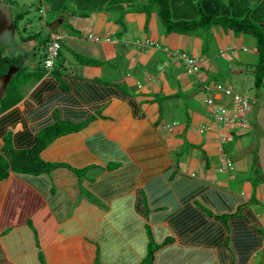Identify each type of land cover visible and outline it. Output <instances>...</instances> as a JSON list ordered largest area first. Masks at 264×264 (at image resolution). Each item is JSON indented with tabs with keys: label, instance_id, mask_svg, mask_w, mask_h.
<instances>
[{
	"label": "crops",
	"instance_id": "1",
	"mask_svg": "<svg viewBox=\"0 0 264 264\" xmlns=\"http://www.w3.org/2000/svg\"><path fill=\"white\" fill-rule=\"evenodd\" d=\"M156 17L146 25L142 13H127L121 20L117 12L101 11L85 17L80 28L60 29L77 53L107 59L115 41L125 48L133 44L140 53L129 50L132 59L124 65L98 66L79 75V84L101 85L94 100L85 93L80 105L69 103L74 86L64 90L52 74H44L31 78L21 87L20 101L0 112L1 151L6 133L12 131L16 139L28 131L34 137L53 121L55 109L101 111L82 131L42 151L45 160L61 165L40 174L10 171L0 181V264H141L151 243L157 246L153 264H264V151L257 154L255 145L242 140L254 130L264 139V100L253 104L245 131L200 132L204 125H215L210 97L232 106L231 97L213 90L223 81L211 72L237 58L244 61L251 47L214 26L213 42L225 38L224 52L238 48L225 57L222 47H209L206 55L200 37L167 35ZM60 18L64 15L53 13V20ZM82 30L104 38L83 37ZM146 39L155 46L136 47V41ZM176 52L202 58L198 74L186 75ZM29 54L32 70L39 65L40 50L29 48ZM253 55L249 62L255 49ZM120 71L123 76L115 77ZM99 74L108 76L99 80L110 82L106 86L115 83L112 93L94 81ZM123 82L125 90L116 86ZM240 86L234 88L245 90ZM154 94L164 98L162 109L157 101L146 103ZM221 134L228 136L223 153ZM224 158L233 162L229 171L220 169ZM253 170L256 179H251Z\"/></svg>",
	"mask_w": 264,
	"mask_h": 264
},
{
	"label": "trees",
	"instance_id": "2",
	"mask_svg": "<svg viewBox=\"0 0 264 264\" xmlns=\"http://www.w3.org/2000/svg\"><path fill=\"white\" fill-rule=\"evenodd\" d=\"M41 2L47 4L53 13L64 14L69 12V15L74 18H85L89 12L106 11L119 13V19L122 20L127 13H142L144 14L146 25H149L152 15L156 13L167 35L175 33L200 37L202 39V51L206 55L209 52L210 40L213 38L212 28L214 26L226 28L234 37H239L243 34L251 35L255 43V60L245 63L243 60L236 59L234 63L247 66V68H243L239 72V77L242 81L239 78L240 81L238 83L240 85L245 84L246 81L244 79L247 78L245 76L251 75L255 90H264V0H42ZM20 13L19 16L23 14L22 12ZM69 21L70 19L67 15H64L61 26L74 28ZM38 33L35 32L29 36H24V39L27 41L34 40ZM49 33L42 39L37 40L38 46L31 45L32 50L38 48L40 50V47L44 49L50 39ZM118 35L120 36L121 34L119 33ZM25 44L27 45V42ZM237 48L238 46L234 45L226 51L235 52ZM240 48L243 49L244 46ZM64 49L66 51L69 50L72 56L82 65L102 66V62L94 56L77 53L65 41H62V49L57 53L51 73L55 81L63 86L61 87L62 89H68L69 84L74 86L75 93L71 95L69 103L78 102L80 105L79 98L84 97L85 93H88L89 97L94 100L100 94L101 85L97 87L96 85L99 84L96 83L89 85L79 84L78 67L70 65V60L64 53ZM224 50H221L220 54ZM36 54L38 53H35V56ZM40 56L39 65L28 71V66L19 65L21 64V58H23L22 55H5L0 46V77L7 74L10 68L13 67L15 69L14 79L10 81L8 89L0 100V112L10 109L20 101L22 96L21 87L23 89L25 82L28 85L31 78L38 80L46 74L43 57ZM199 59L203 60L202 58ZM202 63L203 61L201 66ZM227 68L230 70L231 64ZM226 69L211 73V76L222 80L223 83H221L224 86L226 85L224 84L226 83L224 79L228 80V85H231L228 87L235 92H245V90L234 88L231 75L226 76ZM207 73L210 72L207 71ZM18 80H23L24 83L20 84ZM94 81L100 84L103 83V91L107 87L106 92L108 93H112L115 90V83L106 86L110 82H100L97 78H94ZM126 85L125 83L116 84L119 89L123 88V90L127 89ZM246 90L250 93L248 89ZM57 97L59 98V96ZM56 99L53 98V100ZM163 100L162 95L154 94L153 100L147 99L146 103L157 101L162 109ZM16 113V111H13L11 115L14 116ZM96 113L101 114V111L96 110L90 114L88 110L77 108L73 112H60L55 109L52 114L53 121L40 127L34 137H31L28 131L18 133L16 139L12 131L6 133L3 136L4 144L0 151V181L5 180L10 171L40 174L50 172L61 165L62 163L45 160L41 155L42 151L56 139L82 131L96 119ZM81 116H83V119L78 120ZM13 119L15 118H11V120ZM156 249L157 246L151 243L141 264H153ZM93 264L100 263L95 261Z\"/></svg>",
	"mask_w": 264,
	"mask_h": 264
},
{
	"label": "rangeland",
	"instance_id": "3",
	"mask_svg": "<svg viewBox=\"0 0 264 264\" xmlns=\"http://www.w3.org/2000/svg\"><path fill=\"white\" fill-rule=\"evenodd\" d=\"M41 5L42 4L40 0H12V1L0 0V46L5 55H9V56H16L19 54L22 55L23 58H21V64L19 65H26V66L28 65L27 60H28V57H30V54H29V48H31L30 46L31 45L38 46L37 40L42 39V37H45L50 31V26L53 24L51 23L50 26H47L46 24L47 22L52 20L53 12L51 10H46V9L44 10L43 7L41 8ZM44 6L46 7L47 4H44ZM20 12L23 13L21 16H19V14H21ZM91 14L92 13L89 12L88 16L89 15L91 16ZM63 15H67V17L70 19L69 22L72 25H74V27L76 26L80 28L82 27L81 25H83L84 22L86 21L84 20V18L72 17L71 15H69V12H66ZM155 15L157 16L156 18H159L156 13L152 15V18ZM151 21L152 20H150L149 24L151 23ZM160 23L162 25V22ZM152 24H155V23H152ZM61 28H64V27L61 26ZM61 30L63 31L64 29H61ZM65 30L70 31L69 29H65ZM35 32H39V33L36 35V38L34 40L27 41L24 39V36H29L30 34H34ZM82 34H83V37H88L89 35H93V34H90L89 32H86V30L85 31L82 30ZM230 34H231V38H234V41H237L238 39L242 40L244 45H246V47H249V48L251 47V50L249 52H245L243 56L244 61L249 63V55L254 57L253 51L255 49V43H254L253 37L248 34H243L239 36L237 39V37H234L232 33ZM182 36L186 37L187 35H182ZM98 37L100 38V40L104 38V36H99V35ZM115 38H119V36ZM120 40L125 41V40H129V38L128 36H123V38H120ZM214 40H215L214 42L210 40V45H209L210 47H214V49L218 50V47H222V46L226 47L227 45L225 38H223L222 41H220V43L216 39ZM26 42H27V45L25 44ZM86 42L90 46L94 44V42H91V41H86ZM113 44H114L112 45L113 53L111 54L109 52L107 55V59L101 58V56L96 54L95 52H93L94 53L93 55H87V56H94L98 58L102 62L101 64L102 68H106L109 65L113 66V65L119 64L120 66H122L127 60H131L132 57L131 58L127 57V55L129 54V50L131 51L133 50V52L137 54L140 53L139 52L140 50L138 51L139 52L138 53L133 44L127 45L128 47L126 48L124 44H122V42H119V41H115V43ZM224 47L222 48L225 49ZM78 51H81V50H78ZM64 53L69 58L70 65L77 66L79 68V71L82 72V73H79V75L83 74L84 72L93 73L94 70L98 67L97 65H80V62L72 56V53L69 50L66 51L64 49ZM230 53L235 54L234 51L233 52L225 51L222 54L223 56L226 57ZM189 54H192V53H189ZM199 54H201V52H199ZM163 55L164 54H161V56ZM243 68H247V66L245 64L240 65L237 63H233L231 64L230 70L229 68L226 69V76L231 75L230 77L233 80V85L238 89H241L240 83H238V80L240 78L239 72L241 71V69L243 70ZM145 69H148V68H145ZM28 71H31V69H28ZM123 72L128 73L124 70ZM14 74H15V69L12 67L10 68L7 74H4L0 77V100L4 96L5 94L4 92L8 89V86L11 83L10 81L14 79L13 78ZM185 74L187 75L186 72ZM121 75H122V71L118 72V74L115 77L117 76L120 77ZM245 77H247L246 78L247 82L244 84L245 86H243L242 89H248L250 91V94H253L255 92V88L253 87V78L251 75H247ZM94 78L103 80V79H108V76L106 77V76L99 74V76L94 77ZM136 79H139V78H135V81H137ZM147 79H148L147 76H143L142 78L143 81ZM18 81L20 84L24 83L23 80H18ZM226 82L228 83V80H226ZM26 84L27 83L25 82V85ZM137 89H138L137 87H133V90H137ZM200 99L204 100L205 95H201ZM251 110L252 108L250 109V111ZM226 129H229V128H226ZM238 131H241V130H238ZM242 140L245 146L253 145L254 147L255 145L254 150L256 149L257 154H260L264 151V139L257 138L256 130H254L250 136L247 135ZM251 172L253 176L251 179H256L258 172L254 170L249 171V173ZM253 185H254V181H253Z\"/></svg>",
	"mask_w": 264,
	"mask_h": 264
},
{
	"label": "built area",
	"instance_id": "4",
	"mask_svg": "<svg viewBox=\"0 0 264 264\" xmlns=\"http://www.w3.org/2000/svg\"><path fill=\"white\" fill-rule=\"evenodd\" d=\"M60 37H55L53 42L49 46V55L46 61V67L48 69L51 68L52 62L56 57L58 50L60 48V44L58 43L57 39ZM179 57L182 59L184 64L186 65L187 72L189 74L195 73L199 68V60L195 57L187 56L186 54H178ZM216 90L224 93L226 96H232L233 98V113H229L226 107L219 106L213 111L214 122L215 124L220 125L224 124L226 126L235 127L238 129H244L247 127L249 122V112L251 108V103L253 99L249 96L247 92H234L230 88H226L221 84H217L215 86ZM210 104L213 103L212 99L208 101ZM204 129H201L203 132ZM226 140L225 137L222 138L224 142ZM233 167L232 162L230 160H225L222 163V169H231Z\"/></svg>",
	"mask_w": 264,
	"mask_h": 264
},
{
	"label": "clouds",
	"instance_id": "5",
	"mask_svg": "<svg viewBox=\"0 0 264 264\" xmlns=\"http://www.w3.org/2000/svg\"><path fill=\"white\" fill-rule=\"evenodd\" d=\"M42 0H40V2H41ZM41 8L43 7L44 8V10L46 9V10H50L49 9V7H48V5L45 7L44 6V4L41 2ZM60 15H63V14H60ZM59 21V22H58ZM62 21H63V18H60V19H57V20H51V21H49V22H47L46 24H47V26H50L51 25V23H53V25L54 24H57V25H55V27L54 28H52V25L50 26V33H49V35H50V39H49V41H48V43H47V45H46V47L43 49L42 47H41V49H40V55H41V53H42V57H43V63H44V68H45V70H46V74L47 75H50L51 73H52V71H53V66H54V61H55V59H56V57H57V55H56V57L54 58V60H53V62H52V66H51V68L50 69H48L47 67H46V61H47V58H48V55H49V46H50V44L53 42V40H54V36L55 37H60L59 39H57V41H58V43L60 44V48H59V50L60 49H62V41H65V36L60 32V29H62L61 28V25H62ZM67 29H70V28H68V27H66ZM89 38H91V39H93V40H95V41H98L100 38L97 36V35H95V34H93V35H89L88 36ZM109 40V39H108ZM66 42V41H65ZM135 45L138 47V48H141L142 50H146V49H148L149 47L148 46H150V47H153V46H155V44H154V42L153 41H151L150 39H146L145 41H143V42H141V41H136L135 42ZM244 49V48H243ZM59 50H58V52H59ZM245 50V49H244ZM178 54H186V53H180V52H176V56H177V58H179V60H181L182 61V59L179 57V55ZM39 55V56H40ZM187 55V54H186ZM188 56V55H187ZM190 57H194V56H190ZM195 58H197V57H195ZM198 60H199V68H198V70L195 72V73H193V74H189L188 72H187V68H186V65H185V71H186V73L188 74V75H196V74H198V72H199V70H200V68H201V62L203 61V60H201V59H199V58H197ZM184 63V62H183ZM217 84H221L222 86H224L221 82H217L215 85H214V87H213V90L214 91H218V90H216V88H215V86L217 85ZM224 87H226V88H229L228 86H224ZM211 90V89H210ZM232 90V89H231ZM218 92H220V91H218ZM235 92V91H234ZM245 92H247L248 94H249V96L253 99V101H252V103H251V108H252V106H253V104H255L256 102H257V100L259 99V98H261V99H263L264 100V90L263 89H261V90H255V92H259L260 93V97H257V96H252L253 94H250L246 89H245ZM220 93H222V92H220ZM222 94H224V93H222ZM225 95V94H224ZM226 96V95H225ZM227 97H231L232 98V96H227ZM209 99H212V101H213V103L212 104H210L208 101H209ZM208 100H207V103L209 104V106H212V108H213V111L217 108V107H219V106H224V107H226L227 108V110L229 111V113H233V108L231 107V106H227L226 104H215V102H214V99L213 98H209ZM232 106H233V98H232ZM231 107V108H230ZM250 108V109H251ZM213 111H212V116H213ZM251 112V111H250ZM250 112H249V114H250ZM214 117V116H213ZM248 117H249V115H248ZM213 122H214V119H213ZM249 123H250V119H249V122H248V125H247V127L246 128H244V129H238L237 128V130H241V131H245L247 128H248V126H249ZM214 124H215V122H214ZM174 125V124H173ZM173 125H172V127H168L169 129L171 128H173ZM224 128H229V130L230 129H232V127H230V126H226V125H224V124H220V125H218L217 126V124H215L214 126H202L201 128H200V132H201V129H204V131L203 132H201V133H208V132H220V130L221 129H224ZM223 137H225L226 138V140L223 142L222 141V138ZM228 140V136L227 135H225V134H221V141H220V143H221V149H220V151L223 153V145H224V143L226 142ZM225 160H230V159H227V158H224L223 159V161L221 162V164H220V169L222 170V171H226V170H231V169H226V170H223L222 169V163L225 161ZM232 162V161H231ZM232 165H233V162H232Z\"/></svg>",
	"mask_w": 264,
	"mask_h": 264
},
{
	"label": "water",
	"instance_id": "6",
	"mask_svg": "<svg viewBox=\"0 0 264 264\" xmlns=\"http://www.w3.org/2000/svg\"><path fill=\"white\" fill-rule=\"evenodd\" d=\"M58 22H59V21H58ZM55 25H57V24H54V25L52 24V28H54V27H55Z\"/></svg>",
	"mask_w": 264,
	"mask_h": 264
}]
</instances>
